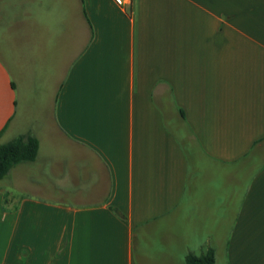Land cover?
<instances>
[{"label":"crops","instance_id":"0c3cea01","mask_svg":"<svg viewBox=\"0 0 264 264\" xmlns=\"http://www.w3.org/2000/svg\"><path fill=\"white\" fill-rule=\"evenodd\" d=\"M0 264H264V0H0Z\"/></svg>","mask_w":264,"mask_h":264},{"label":"trees","instance_id":"16d2710c","mask_svg":"<svg viewBox=\"0 0 264 264\" xmlns=\"http://www.w3.org/2000/svg\"><path fill=\"white\" fill-rule=\"evenodd\" d=\"M39 143L33 136H20L9 143L0 144V180L4 179L17 165L32 162L38 152ZM185 264H215L213 249L196 255L190 253Z\"/></svg>","mask_w":264,"mask_h":264}]
</instances>
